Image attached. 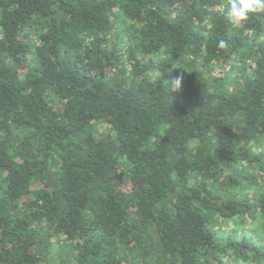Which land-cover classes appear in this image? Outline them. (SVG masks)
Returning <instances> with one entry per match:
<instances>
[{"label": "trees", "instance_id": "obj_1", "mask_svg": "<svg viewBox=\"0 0 264 264\" xmlns=\"http://www.w3.org/2000/svg\"><path fill=\"white\" fill-rule=\"evenodd\" d=\"M226 4L0 0V264H264V12Z\"/></svg>", "mask_w": 264, "mask_h": 264}, {"label": "clouds", "instance_id": "obj_2", "mask_svg": "<svg viewBox=\"0 0 264 264\" xmlns=\"http://www.w3.org/2000/svg\"><path fill=\"white\" fill-rule=\"evenodd\" d=\"M226 9L228 21L234 26H239L247 22L254 14L264 12V0H227ZM220 47H224L223 41L220 42ZM171 88L174 92L182 89L180 77L172 81Z\"/></svg>", "mask_w": 264, "mask_h": 264}]
</instances>
